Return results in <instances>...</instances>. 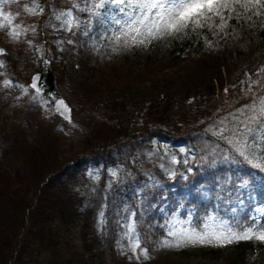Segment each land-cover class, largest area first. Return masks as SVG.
Masks as SVG:
<instances>
[{"label":"rangeland","instance_id":"obj_1","mask_svg":"<svg viewBox=\"0 0 264 264\" xmlns=\"http://www.w3.org/2000/svg\"><path fill=\"white\" fill-rule=\"evenodd\" d=\"M45 1L36 0L40 6ZM57 2L55 15L72 8L73 0ZM76 3L82 8L86 6L85 0H76ZM94 3L99 0H87L88 6ZM32 4L33 0H19V3L10 0L4 6L7 12L19 13L15 23L27 29L19 39L10 37L9 29H0V45L9 52L0 58V169H3L0 186L8 181L7 176L12 178L10 186L5 183V187H0V235H6L5 240L10 238L18 218L20 208L16 205L23 202L20 197L30 196L34 192L31 189L49 171L60 173L63 164L73 162L90 148H95L97 153L106 143L116 142L113 140L124 143L129 141V135L191 118L205 123L207 130L221 142L222 151L215 152L213 162L223 156L235 159L232 148L218 133L224 127L236 128L251 115V106L258 102L257 98L264 95L261 81L264 8L246 5L245 0H220L217 9L199 17L198 23L189 21L178 31L161 33L154 39L140 36L134 40V33L125 36L127 29L113 22L114 18L122 22L125 19L114 3L97 9L99 16L72 9L79 25L70 31L52 14L38 23L42 13L31 15L24 11V5L31 7ZM45 59L50 62L54 85L71 110L69 122L55 114L49 102L29 87L30 78L44 70ZM4 80L11 81L12 86L5 87ZM220 87L222 105L215 109L220 115L212 117L215 110H210V98L213 90ZM229 90L236 92L241 105L228 106ZM116 100L124 105L108 106ZM155 103L159 104L157 110L153 108ZM205 105L207 109L203 113ZM89 108L94 112L92 124L89 120L92 117L83 116V112H90ZM202 115L211 119L199 120ZM87 140L94 143L90 146ZM125 144L128 143H124V148ZM204 150H195L203 161L208 157ZM192 160V151L188 148L150 137L135 152L127 153L121 163L108 167L105 176L100 166L85 170L72 193L84 207H94L92 235L100 248L112 252L109 264H264V244L258 241L227 246H160L164 240L176 242L175 237L168 235L169 231L181 228L203 231L205 224L221 220L234 223L240 219H235L236 211L232 209L248 211L255 203L253 199L241 200L243 195L251 193V197L254 193L247 177L234 186L225 184L226 189H213V186L197 189L200 202L209 204L206 213L202 208L199 214H194L190 195L181 199L174 193L171 198L163 196L167 180L175 176L184 179L191 173ZM255 163L264 161L253 159ZM64 177L55 183L62 181L65 185L66 173ZM245 181L246 186H241ZM221 193L223 197H219ZM257 208L264 209L263 205L254 204L250 219L254 216L260 222L264 213L256 212ZM132 223L140 235L142 248L148 250L147 260L143 256L137 260L128 251L125 233ZM59 240L58 246L51 245V248L71 253L66 241ZM8 245L2 252L5 258ZM139 254L137 250L135 255ZM40 255L35 251L28 256L33 259L31 264H43L38 259ZM78 257L81 259L80 254ZM21 259V256L14 257L12 264H18ZM74 259L78 260L75 255ZM4 261L0 259L1 264Z\"/></svg>","mask_w":264,"mask_h":264},{"label":"trees","instance_id":"obj_2","mask_svg":"<svg viewBox=\"0 0 264 264\" xmlns=\"http://www.w3.org/2000/svg\"><path fill=\"white\" fill-rule=\"evenodd\" d=\"M58 6L59 4L57 0H55L54 2L46 0L43 5V18L39 19L38 23H43V21L47 20L48 16L52 14L53 9L57 8ZM261 81L264 83V75L261 78ZM222 90L223 89L221 87L216 91L213 90L214 94L210 98V110H215L222 105L220 101L222 97ZM227 99L229 100L228 106L236 107L238 105H241L239 96L236 94V92H233V90L228 91ZM116 101L117 102L111 101V104L108 106H114L115 108L116 106L124 105L121 100ZM158 105V103L153 104V108L155 107V110H157L156 106ZM132 106L136 107L137 104H132ZM204 107L206 108L202 110L203 113L207 109L206 105ZM89 109L90 112H83V116H86L88 118L92 117L89 118L90 123L92 124L93 122H95L93 118L94 112L92 108ZM201 117H203V115ZM195 122L196 121H191V118H185L183 120L179 119L175 122V124H173L172 127L174 128H154L145 131V133L143 134H134L132 136L129 135L127 136L129 141L124 142L128 143L125 144L126 148H124L123 141L113 140L116 142L113 144H110V142L109 144L106 143L107 145H104L97 153L95 152V148H90L89 151L78 156L73 164H63L61 168L62 171L60 173L55 174L57 171H49L47 176L45 175L43 181L37 184L35 188L31 189L32 192L34 190V192L30 195L33 198L31 197L29 200L30 196L20 197V200H22L23 202L21 205H16V208H18V210L20 208V210L18 218L16 219V223L14 222L11 228L10 238H6L5 240L6 235H0V259L3 258V260H5L2 264H12L13 258L19 256H21L22 259L18 264H31V261L33 259L32 257L30 258L28 256L33 255L35 251H39V253L41 254L38 259H40L43 264H104V261L102 260L99 251L95 249V243L90 236V222L92 218V211L88 209L79 212L75 200L69 189V185L72 183V181L77 176L81 175L82 171L85 169L84 168L81 171V166L83 164H85V167L89 164H97L98 161H101L104 164L114 162L118 158L121 159V156L124 153L133 150L139 145H142L150 137L167 139L175 145L190 146V148L196 150L198 146L203 144L204 142H210L211 137L201 126H197L194 128L189 127V125ZM176 124H180L181 126H175ZM86 142H88L90 146L94 143L92 140H87ZM238 161H241V159L238 158ZM229 168H231V165L226 159L220 160V162L215 165H209V163H197L193 167L192 174L189 175L186 180L181 181L177 178H173L171 181L167 182L166 188L168 189V191L172 190L174 193L181 195L182 190H186L189 188L192 190L190 192H194L196 190L195 188H198V186H219V184H217V181L226 179L223 176L231 175L233 177V180L239 176L238 174H232ZM44 169L46 172L47 169ZM2 170L3 169H0V171ZM240 172L243 173L242 171ZM252 172L257 175V177H254L251 172L249 174V177L253 182V187L256 190L254 194L255 201L264 204V184H262V181H264V176L260 177L261 174L253 170ZM65 173L67 175L65 185H63L62 181L56 184V180L66 178L64 177ZM7 177L8 181H6L5 183H8V186H10L9 181L12 179L11 175ZM256 178L259 179L258 182H254ZM53 180L55 186H52L53 184L51 183V181ZM44 182H46V184L43 188H41V185L44 184ZM228 182L229 186L232 185L231 183H233L229 180ZM5 183L4 186L0 187H5ZM193 194L194 195L192 199H195V193ZM36 198L38 199V201H36ZM194 204L197 207L201 205L198 202H195ZM1 231L2 229L0 227V232ZM60 238L66 241L67 245L72 250L71 253L66 254L60 251H54L51 248V245L58 246L56 242H60ZM23 242L25 243L23 244ZM8 243L9 251L5 258V253L2 252ZM47 243L49 244L50 249L47 248ZM26 244H29V247H26ZM30 244L32 246H30ZM43 245H46V247H44L45 249L42 248ZM18 251L19 255H17ZM91 252H93V254H91ZM78 254L81 255V259L78 257ZM74 255L79 261L74 259Z\"/></svg>","mask_w":264,"mask_h":264},{"label":"snow or ice","instance_id":"obj_3","mask_svg":"<svg viewBox=\"0 0 264 264\" xmlns=\"http://www.w3.org/2000/svg\"><path fill=\"white\" fill-rule=\"evenodd\" d=\"M9 2L10 0H0V29H9L7 34L13 39H19L22 32L27 29H23L20 24L15 23L19 13L14 15L4 10V6ZM11 2L19 3V0H11ZM219 2L220 0H99V3L88 6L87 0H85L86 6L82 8L79 3H76V0H73L72 8L55 15V19L61 20L62 26H67V30L70 31L72 27L79 25L72 9L99 16L100 13L96 11L97 9L103 8L106 3H114L125 19L122 22L120 19L114 18L113 22L120 25L122 29H127L124 31L125 36L134 33L132 37L134 40L140 36H143L144 39H154L161 33L178 31L186 27L189 21L198 23V18L215 11ZM245 4L264 8V0H245ZM24 11L31 15H38L44 9L36 0H33L31 7L24 5ZM119 38L117 37V39ZM69 42L71 43V41ZM139 43H144V40H140ZM0 54H3L2 49H0ZM0 66H2V62H0ZM39 79L38 76L34 77L31 84L37 94L40 93V89L37 87ZM3 84L5 87L12 86V82L9 80H4ZM24 90L27 92V88ZM257 100L258 102H254L251 106V115H247L246 119L241 121L236 128L231 130L227 127L221 128L218 135L248 164L264 170V163L253 164V159L264 161V95L258 97ZM54 104L55 110L64 115L65 119L70 120V115L67 114L71 110L65 101L54 100ZM246 184L247 181L241 186H246ZM232 211L236 210L232 209ZM256 212L264 213V209L257 208ZM212 219L215 220L214 217ZM251 220L252 223L247 226H242L239 221L229 223L228 220H221L213 224H205L203 231H198L195 228L169 231L168 235L175 237L176 242L173 244L164 240L160 246L177 248L189 244L193 246L196 244L227 246L241 241H258L264 244V224H261L254 216L251 217ZM127 228L125 237L129 241L128 251H131L137 260L140 259V256H143L145 260L149 259L148 250L141 246L140 235L136 232L135 223L129 224ZM237 229L239 230L237 231ZM137 250H140L139 255H135Z\"/></svg>","mask_w":264,"mask_h":264},{"label":"water","instance_id":"obj_4","mask_svg":"<svg viewBox=\"0 0 264 264\" xmlns=\"http://www.w3.org/2000/svg\"><path fill=\"white\" fill-rule=\"evenodd\" d=\"M0 49H2V48L0 47ZM5 54H6V51L3 50V54H0V55H5ZM47 65H48V63H46V73L42 74V75H37L40 78L39 81H37V87L40 89L39 94H41L45 98H48L51 101V104L55 109L54 100H58L61 98L57 94V91L54 87L53 76L50 73ZM37 76H35V77H37ZM62 116L65 118L64 115H62Z\"/></svg>","mask_w":264,"mask_h":264},{"label":"bare ground","instance_id":"obj_5","mask_svg":"<svg viewBox=\"0 0 264 264\" xmlns=\"http://www.w3.org/2000/svg\"><path fill=\"white\" fill-rule=\"evenodd\" d=\"M84 168H85V164H83V165L81 166V171H82ZM79 180H81V175H80V176H77V177L72 181V183L69 185V189H70L71 194H73L72 191H73V186H74V184H76V182H79ZM72 196H73V198H74V200H75V203H76V205H77V207H78L79 212H81V211H82L81 209L83 208V203H82V201L76 196V194H73ZM94 212H95V211H94ZM94 212H93L92 215H94ZM91 225H92V221L90 222V226H91Z\"/></svg>","mask_w":264,"mask_h":264}]
</instances>
